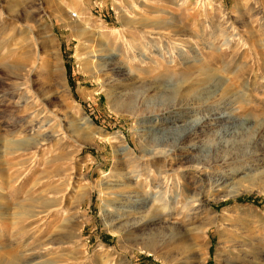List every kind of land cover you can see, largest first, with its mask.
<instances>
[{"label":"rangeland","instance_id":"rangeland-1","mask_svg":"<svg viewBox=\"0 0 264 264\" xmlns=\"http://www.w3.org/2000/svg\"><path fill=\"white\" fill-rule=\"evenodd\" d=\"M175 1L0 0V264H264V0ZM176 189L226 222L203 234L178 205L146 228L148 197ZM148 235L158 260L132 246Z\"/></svg>","mask_w":264,"mask_h":264},{"label":"bare ground","instance_id":"bare-ground-1","mask_svg":"<svg viewBox=\"0 0 264 264\" xmlns=\"http://www.w3.org/2000/svg\"><path fill=\"white\" fill-rule=\"evenodd\" d=\"M182 1L184 3L188 2V0H182ZM191 3H193V4H201L202 1L201 0H193ZM202 5H203L204 9H206V10H210L214 6L212 2H203ZM176 6H177V2L174 3V4H172L171 7L172 8H175ZM29 21H30V19L27 18L25 20V23H29ZM27 28L28 27H25L24 26V29L25 30H28L29 29V28L28 29ZM80 40L81 39H77V41H79V42H80ZM79 44H81V43H79ZM26 47L33 48V45H30L29 44ZM172 53H174L173 50H172ZM83 60H84V58H81V59L78 58V61L79 62L80 61H83ZM36 62L37 63H36L35 66L28 67L27 69L22 70L23 71V76L21 75L22 78H24V77L25 78H28L29 75L33 74L35 70H37V72H40L42 70L43 71L44 70L46 71V63H45L46 61H44V59H40V60L38 59ZM159 63H162V62H159ZM37 68H39V69H37ZM122 68L123 67L121 65H118V66H115V67L111 68L110 71L115 76H120V75L122 76V75H124ZM158 68H159V66H158ZM128 70H129V68H128ZM128 72H130V71H128ZM136 75H137V73H136ZM211 117L212 118H207L206 119L207 121L206 120L204 121L202 119H201L202 121L201 120H198V121H196L194 123V125L190 126L187 129L182 130L181 134L179 135V138L181 140H185L186 138H188L191 135L194 136V134L196 132H198V130H199L198 133H201L207 127V123H208V126L211 127V128H218L221 125H223L224 123H226V120H227V116H224V115H217V116H211ZM166 121H168V120H166ZM169 122L172 123V122H175V121L173 120V121H169ZM161 123H162V121H161ZM55 137H56V135L54 133L48 134V135H44L40 140L36 141V144H35L36 150H38V151L39 150H42L43 147H44V145L46 143H48L49 141L53 140ZM186 148L188 150H191V151L195 150V146L194 145H188V146H186ZM124 151H125V149L124 148L123 149L121 148V150H118L117 152H120V153L122 152V154H123ZM117 152L115 151V153H117ZM169 157H170V154L169 153L167 154L166 152H161V151L149 153V156H148V158L150 160H155V159L158 160L159 159V160L164 161V164L166 165V166L164 165V167H167L168 166L169 170L171 171V170H173L172 164L174 163V161L171 160ZM245 157H246L245 160L248 161L247 165L238 166L235 169H233L231 171V173H229L228 176H225L224 177V181L222 180V181H220L218 183L219 186L222 185V183L224 184L225 182H227L228 179L234 178L239 173H241V172L246 171L247 169H249V162L255 164L258 161L257 159H253L255 156H252V155H246ZM218 163H221V164L220 165H217V166H221V165L224 166V164H223L224 162H218ZM204 169L205 168H203V170ZM183 170H180V171H183ZM158 171L160 172L161 169L158 170ZM180 171H178V172H180ZM165 172L167 173V169L165 170ZM134 173L135 174H133L130 177L132 180L138 181V180L142 179L145 182L146 181L147 182H150V179H151V175L153 173V170L147 169L144 172L145 178H141V174L139 175L138 174L139 173L138 171H135ZM165 176L166 175H164V176L161 175L160 176L158 174L157 175V178H158L157 181L158 182H161V183L162 182H165L164 181V179H165L164 177ZM156 195H157V193H155V195L152 196V198H150V199L148 197V203H150L151 210L149 211V214L147 215V217L144 220V222L142 223V224H144L145 227L146 226H150V225H161V226L164 225L166 227L167 220L169 219V217L170 218L171 217H174V216L176 217L177 214L179 216H184L185 215L184 218L186 219V221H191V220H194V219L199 218V214L200 215H206L207 217H206V219L204 221V224L201 226V231H202L203 234L206 233L210 228H212L214 226L221 225V224H223V222H226L224 218L217 219V217L215 215L214 216H211V214H209V210L207 209V205L202 204V203H199V201H197L198 200L197 198L196 199L194 198L193 200L188 201L187 204H181V205H179L181 203L180 201H181V198L182 197H181V193L179 191H177V189L176 190H173V192L171 194H169L168 196H164V198L162 200H159L160 198H157L158 196H156ZM119 198L124 199V198H122V196H119ZM146 198L147 197H145V199ZM197 202H198V204L195 205ZM145 203L146 202H142V204H145ZM178 205H179V211H178L179 213L176 214V210H177ZM195 210L196 211L198 210L199 213H194ZM137 226H138V224H135V223L130 224L128 230L126 231L128 233V235H133V234L137 233L138 232V229H136ZM169 226H170V228L167 229V230L168 231H171L172 228H174V227L171 226V225H169ZM218 227H220V226H218ZM198 229H196V230H198ZM261 236L262 237L260 239H258V241L251 242L248 245V247L253 252H255V254L258 256V258H260V261L261 262H264V258H261L262 254H264L263 253V251H264V233ZM61 238L63 239V236H61ZM133 241H134V243L132 244V246L135 247L140 253H143V254H145L148 257H152L155 260H158V259L161 258L160 251L156 247L157 241H156V239H155L154 236H149L148 235V237H146V238L139 239L137 241L136 240H133ZM45 246H47V245H45ZM45 250L46 249H44L43 251H45ZM12 257H14V256H12ZM261 262H259V263H261ZM104 263H106V262L104 261ZM40 264H42V263H40Z\"/></svg>","mask_w":264,"mask_h":264}]
</instances>
